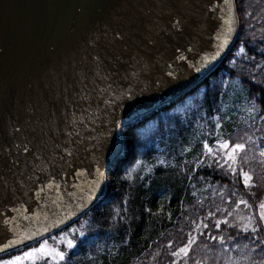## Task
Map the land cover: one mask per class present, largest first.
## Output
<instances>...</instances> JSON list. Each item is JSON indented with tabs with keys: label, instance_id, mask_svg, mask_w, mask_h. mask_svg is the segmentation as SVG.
<instances>
[{
	"label": "water",
	"instance_id": "water-1",
	"mask_svg": "<svg viewBox=\"0 0 264 264\" xmlns=\"http://www.w3.org/2000/svg\"><path fill=\"white\" fill-rule=\"evenodd\" d=\"M238 29L235 0H0V246L14 235L35 238L0 256L55 233L92 208L115 163L104 143L105 137L111 140L113 119L134 121L196 85L220 64ZM218 35L227 37L220 57L197 74L189 65L215 51ZM109 86L112 91L101 93ZM129 90L133 99L106 106L109 96ZM85 94L88 99H81ZM129 105L135 110L126 116ZM73 111L83 112L85 123L68 145L75 153L71 164L49 168L60 190L36 199L39 184L27 179L33 156L55 155L59 161ZM92 112L98 118L88 119ZM25 143L27 155L16 147ZM97 167L104 182L87 200ZM37 174L48 181V172Z\"/></svg>",
	"mask_w": 264,
	"mask_h": 264
},
{
	"label": "trees",
	"instance_id": "trees-1",
	"mask_svg": "<svg viewBox=\"0 0 264 264\" xmlns=\"http://www.w3.org/2000/svg\"><path fill=\"white\" fill-rule=\"evenodd\" d=\"M235 1L240 28L220 65L197 84L198 89L193 87L135 121L136 137L130 142L127 154L108 172L105 195L78 220L44 239L50 247L65 251V260L59 264H173L177 258L171 252L186 245L189 233L196 237V242L188 254L187 264H222L233 253L251 257L253 262L246 258L244 264H260L261 256L254 259L250 255L252 249L245 244L248 239L243 233L236 236V232L257 220L253 213L258 214V203L264 200V172L251 170L253 165H245L240 157H236L235 183L230 176H225L223 169L217 170L215 166L193 171L198 159L203 158L202 142L207 139L210 145L213 143L209 133L214 127L212 118L217 115L221 117L222 127L218 131L223 139L232 141L237 133L251 129L252 137L246 138V145L256 140L264 143V103L256 101L259 111L251 103L257 94L264 99L261 90L264 84L252 78L264 80V53L261 52L264 0ZM240 47L245 48L246 56H236ZM248 57L255 60L250 61ZM234 58L235 67L229 63ZM189 105L190 109L185 111ZM185 147L191 150L182 156ZM158 158L165 159L169 166L158 165ZM241 168L252 177L251 184L256 187L245 188ZM234 190L236 194L232 195ZM250 193H255V197ZM241 198L252 204V209L243 204L235 208ZM228 199L232 200L231 204ZM217 208L221 211L216 212ZM225 208L227 211H223ZM209 211L215 213L214 219H227L236 227L222 224L219 231L215 230L213 220L207 215ZM202 222L209 228L204 229ZM74 228L78 230L75 234L71 232ZM79 231L85 232L86 242L82 243L85 238L80 237ZM209 231L223 235L226 243L221 245L218 240H211ZM65 236L75 242V248L68 250L61 243ZM39 246L40 242L30 247ZM30 247L0 259L21 255ZM36 264L54 262L38 257ZM180 264H185V260L181 259Z\"/></svg>",
	"mask_w": 264,
	"mask_h": 264
},
{
	"label": "snow or ice",
	"instance_id": "snow-or-ice-1",
	"mask_svg": "<svg viewBox=\"0 0 264 264\" xmlns=\"http://www.w3.org/2000/svg\"><path fill=\"white\" fill-rule=\"evenodd\" d=\"M225 3H227V0H225ZM179 21L176 22L174 27L179 28ZM232 22H229V28L228 31L232 32L231 27ZM217 40L219 43L216 46L215 51L212 53L201 57L200 61L198 63H192L189 65L197 74L205 71L210 70L214 66V61L217 60L218 57L221 55V49L224 48L225 44L227 43V37L225 36L223 40H221L220 35L217 36ZM191 51V49H189ZM261 52L264 53V49H261ZM236 56H246V50L244 47H240L236 53ZM181 60H187L188 58L181 55L179 57ZM250 61H254L255 57H248ZM229 63L235 67L237 64V60L231 59ZM169 77H173L174 73L169 72ZM255 79L256 83L264 84V80L256 79L255 77H252ZM101 79H106V77H101ZM227 86V85H225ZM187 87L185 84H177V88H184ZM199 85H196L195 89H198ZM264 91V88L261 89ZM101 93L105 91H112L111 86L108 87V89H100ZM135 93L131 92V90L123 93L118 94L117 96H109L105 100V104L111 105L114 104L116 99L119 98L121 101L123 100H131L133 99ZM81 99L87 100L88 96L85 94L81 97ZM260 100L261 103H264V99H261L260 95L257 94L256 97H253L251 100V103L255 109L259 111V106L257 105L256 101ZM116 107L119 108L120 104H116ZM191 105H189L185 111H188L190 109ZM135 108L133 105L128 106V111L126 113L127 115H130L132 111H134ZM88 119H94L98 118L97 114L95 112H92L87 117ZM202 119H205L206 117L202 116ZM137 119H139V114L137 115ZM264 119V117H262ZM213 120V131L209 133V137L213 140V143L210 145L208 140L205 139L202 142V159H198V161L195 164L194 172L196 170H199L202 167H208L212 168L215 166L217 170H224L225 176H230L232 178V182L235 183V180L237 179V167L236 165V153L237 152H243L245 150V143H232L231 140H225L222 138L221 133L218 131L222 125L220 123L221 117L219 115L212 118ZM85 123V117L84 113L82 112L79 116L76 114L75 111L72 112V119L70 121V127L72 128L71 131H66V136L68 137V141L65 144L63 148L64 155H61L59 157V161H57V158L55 155L52 157L45 159L40 154H35L32 159V172L27 177L28 180H34L36 183L39 184V189L36 192V199H43V196H41L42 193H45L47 190H60V184L56 182L55 175H53L49 168L57 166V164H68L70 166L71 161L68 158H71L74 156V150L70 148L68 145L75 143V141L72 140L73 135L79 136V127L81 125H84ZM136 128L137 124L131 120L125 119L121 120L120 118H114L112 121V128L109 130V135L111 136V140H109L108 137H105L104 143L106 145H110L109 151L112 153L113 159L116 163L120 162V157L122 155H126L127 151L130 146V142L133 141L136 137ZM16 131H20L19 129H16ZM18 149V152H22L25 155L30 153L31 149L29 148L28 144H21L16 146ZM191 149L188 147H185L181 155L183 156L185 153L189 152ZM260 155L264 157V150L260 152ZM208 161L207 163L205 161ZM37 161L39 163H37ZM140 165H144L143 161H138ZM187 164V161L184 162ZM11 164L13 167L18 166L19 161L13 160L11 161ZM157 164L168 167L169 162H167L165 159H157ZM175 165H173L174 167ZM29 165H25V168L27 169ZM149 173H151L152 168L150 167L148 169ZM38 172H48L49 179L45 183L41 181V177L37 174ZM81 173H77V175H80ZM240 176L242 177V182L245 186V188H252L256 187V185L251 184L252 177L248 174V172H245L240 169ZM201 180H203V177H200ZM104 182V173L100 170V167L96 168V178L91 181L89 185V192L88 196L85 198L87 200H92L95 196V193L100 190L101 184ZM6 183V182H5ZM19 184L21 186L24 185L23 178L20 179ZM195 187V185H192ZM236 191L234 190L232 195H235ZM195 196V193H193ZM220 195H223V193H220ZM251 196L255 197V193H250ZM60 197H57V200H59ZM56 200H53L52 203L56 204ZM126 202V201H125ZM228 203H232L231 199H228ZM198 203H202V201H198ZM243 204L247 208L252 209L253 205L249 204L247 200L239 199L237 203H235V208H239L240 205ZM82 207V205H81ZM221 209L217 208L216 212H220ZM223 211H227V209H223ZM208 218L213 220L212 227L219 231L221 228V225H226L230 228H235L236 225L229 224L227 219H214L215 213L212 211L208 212ZM231 215V213H229ZM253 215H257V220L254 223L244 225L242 228H240L236 232V236H239L241 233L244 234V238L249 239L253 244H256V248L253 249V251H258L261 256L260 264H264V200H261L258 203V214L253 213ZM27 218V217H25ZM251 220V217H249ZM9 221H5V223H8ZM59 221H55L54 223H58ZM203 223V222H202ZM83 227V226H82ZM203 228L208 229L209 225L207 223H203ZM78 230L72 229L71 232L75 234ZM200 235H204L205 233L199 232ZM80 237H84L85 240L82 241L86 242L87 237L84 231H79ZM209 238L213 241H219L221 245L226 243L225 237L223 235H213L211 231L207 233ZM189 239L187 240V243L185 246L178 248L177 250L171 252V256L177 259L173 260V264H180V260L184 259L185 264H187V257L189 252L191 251L192 245L196 242V237L192 236L191 233L188 234ZM235 238V236L231 237ZM35 238L32 236H25L21 238L18 235H14L12 238L8 239L7 243H5L3 246H0V253L7 252L8 249L16 248L19 244H25L26 240H34ZM61 243L66 244V247L68 250H71L76 247L75 242L65 237L61 238ZM30 247V246H29ZM169 247H171V244H169ZM66 253L65 251H61L59 248L56 247H50L48 245L47 240H43L40 242L39 247H30V250L27 252L22 253V255L14 256L10 259H0V264H24L25 261H31L32 264H36L37 258L42 257L46 260L50 259L54 262V264H59V261L65 260Z\"/></svg>",
	"mask_w": 264,
	"mask_h": 264
},
{
	"label": "rangeland",
	"instance_id": "rangeland-1",
	"mask_svg": "<svg viewBox=\"0 0 264 264\" xmlns=\"http://www.w3.org/2000/svg\"><path fill=\"white\" fill-rule=\"evenodd\" d=\"M251 129H247L245 131H241L234 135L232 138V143H245L244 141L246 138H251L252 134L249 133ZM263 131V130H262ZM259 132V131H257ZM264 133V131H263ZM256 140V139H255ZM246 145V143H245ZM264 150V143H260L258 140L253 144L249 142L248 145H246L245 150L243 152H237L235 155L236 157H240L242 161H244L245 165L250 163L252 164V169H258L264 172V157L260 155V152ZM254 173L256 172L255 170L253 171ZM247 246L252 249L250 252L251 256H254V259H257L258 256L260 255L258 251H253L254 248H256V244H253L249 239L248 242L245 243ZM244 245V244H241ZM22 255V254H21ZM233 255V256H232ZM19 256V255H18ZM249 258L251 262L252 259L251 257H244V255H235L234 253L231 254L230 256L226 257L225 259L222 260V264H244L245 259ZM28 261H25L24 264H26Z\"/></svg>",
	"mask_w": 264,
	"mask_h": 264
}]
</instances>
